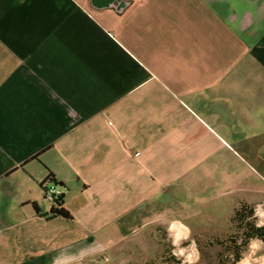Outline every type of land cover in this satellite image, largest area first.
Listing matches in <instances>:
<instances>
[{
	"label": "crops",
	"instance_id": "1",
	"mask_svg": "<svg viewBox=\"0 0 264 264\" xmlns=\"http://www.w3.org/2000/svg\"><path fill=\"white\" fill-rule=\"evenodd\" d=\"M228 158L264 163V0H0V264L178 240Z\"/></svg>",
	"mask_w": 264,
	"mask_h": 264
},
{
	"label": "rangeland",
	"instance_id": "2",
	"mask_svg": "<svg viewBox=\"0 0 264 264\" xmlns=\"http://www.w3.org/2000/svg\"><path fill=\"white\" fill-rule=\"evenodd\" d=\"M213 170L212 167L210 171ZM223 173H235L236 179H218ZM204 174L196 196L189 198L188 210L184 212L188 216L184 222L190 231L186 230L177 240L159 231L151 234L149 221H139L124 230L131 241L118 245L113 257L108 251L109 261L105 264H222L238 251L242 259L236 264L246 258L252 264H260L264 259V241L253 239L244 245L245 230L238 229V223L233 224L231 217L243 200L260 203L251 205L255 214L246 223L264 225V163L228 158L213 172L215 179H207ZM175 210L173 214L177 213ZM235 237L237 244L231 243ZM139 239L144 240L132 242Z\"/></svg>",
	"mask_w": 264,
	"mask_h": 264
},
{
	"label": "trees",
	"instance_id": "3",
	"mask_svg": "<svg viewBox=\"0 0 264 264\" xmlns=\"http://www.w3.org/2000/svg\"><path fill=\"white\" fill-rule=\"evenodd\" d=\"M50 181L55 182L54 176L51 174L49 177ZM63 197V196H62ZM62 197L57 201V206H59V209H53L52 215L54 217H64V218H71V214L62 208ZM255 214L254 208L247 204V203H241L240 206L235 210L231 222L238 223V229L245 230L244 233V245H246L249 241L253 239H260L264 241V225L263 226H257L254 222L246 223L247 219L249 217H253ZM246 223V226H243ZM238 237L231 238V243L237 244ZM242 259V253L241 252H235L233 255V258L231 260L225 261L222 264H236Z\"/></svg>",
	"mask_w": 264,
	"mask_h": 264
},
{
	"label": "built area",
	"instance_id": "4",
	"mask_svg": "<svg viewBox=\"0 0 264 264\" xmlns=\"http://www.w3.org/2000/svg\"><path fill=\"white\" fill-rule=\"evenodd\" d=\"M46 199L57 205V201L63 196L62 192L57 187L45 189Z\"/></svg>",
	"mask_w": 264,
	"mask_h": 264
},
{
	"label": "bare ground",
	"instance_id": "5",
	"mask_svg": "<svg viewBox=\"0 0 264 264\" xmlns=\"http://www.w3.org/2000/svg\"><path fill=\"white\" fill-rule=\"evenodd\" d=\"M177 231H178V236H180L182 234V232H183V229H179ZM239 264H252V263H251V261L249 259L246 258L245 260H243ZM260 264H264V259L261 260V263Z\"/></svg>",
	"mask_w": 264,
	"mask_h": 264
}]
</instances>
